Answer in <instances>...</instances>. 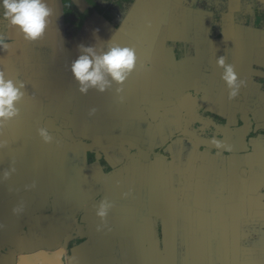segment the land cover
I'll return each instance as SVG.
<instances>
[{
    "label": "crops",
    "instance_id": "1",
    "mask_svg": "<svg viewBox=\"0 0 264 264\" xmlns=\"http://www.w3.org/2000/svg\"><path fill=\"white\" fill-rule=\"evenodd\" d=\"M211 1L135 0L119 25L91 26L81 43L136 53L107 98L72 76L79 50L64 41L61 0H47L45 34L55 59L69 54L40 79L45 101L28 98L24 35L0 20L4 67L21 61L4 73L25 84L19 114L0 126V264H264V0ZM220 56L245 82L231 99ZM126 140L158 157L127 159Z\"/></svg>",
    "mask_w": 264,
    "mask_h": 264
},
{
    "label": "clouds",
    "instance_id": "2",
    "mask_svg": "<svg viewBox=\"0 0 264 264\" xmlns=\"http://www.w3.org/2000/svg\"><path fill=\"white\" fill-rule=\"evenodd\" d=\"M0 10L3 19L16 27L29 41H36L43 36L52 14L47 0H0ZM0 47H10L2 35ZM78 50L79 54L71 61L70 71L82 93H87L92 88L103 92L113 83L122 84L135 67V49L127 46L109 43L98 49L95 45L81 43ZM217 65L222 68L221 79L229 89V98H234L245 82L238 79L234 66L225 63L223 56L218 57ZM24 89L23 81L13 80L0 71V126L19 114L17 105L25 95ZM120 91L118 88L117 92ZM38 133L45 142L52 140L47 128H39ZM214 143L219 146V142ZM7 175L9 173L5 172V176ZM110 207L108 201H101L97 215L104 218Z\"/></svg>",
    "mask_w": 264,
    "mask_h": 264
},
{
    "label": "rangeland",
    "instance_id": "3",
    "mask_svg": "<svg viewBox=\"0 0 264 264\" xmlns=\"http://www.w3.org/2000/svg\"><path fill=\"white\" fill-rule=\"evenodd\" d=\"M93 1L95 3L93 4V6L88 5V8L83 12V16H79L76 13L73 14L74 22L75 23L81 22L80 23L81 24L80 30H77L80 28L79 26H77V27H75L74 25L71 26V27H73L72 30L75 33L74 34V40H76L78 37L82 36L81 41H83V39H85L87 34L90 35L92 33L89 30L90 27L92 26L94 28L95 23H97V21L100 18L104 19L107 22L112 21L113 24L115 21H120L121 19L124 20L125 17L127 16L128 12H129V10L131 9V6H132L131 5L130 9H128L127 6L129 4V0H93ZM61 2H62V0H61ZM134 2H135V0H132V3H134ZM182 3L185 5L190 4L191 6L192 5L194 6V4L191 2V0H183ZM121 7H124V8L121 9ZM0 12H2V10H0ZM147 17L148 16L146 15V18ZM0 20L2 22L3 21L6 22V20L3 19L2 14H0ZM133 20L136 23L140 22L141 25H143L144 23H146V24L148 23L147 19L146 20L145 19H139L138 15L135 18H133ZM0 35H2L5 38L6 42L9 41L7 38L8 32L7 33L4 32L3 29H1V28H0ZM65 37L68 38L67 35ZM49 39H51L50 34L44 33L43 36L36 41H29L27 39H24V41H23L24 42L23 53H25V60L28 61V63L25 65H27V67L29 66L28 70L31 69L32 73L34 74V75H32V73H29L30 75H29V80L27 82V86H28V89L30 91H29L28 98L30 97V100H35V102L42 101V100L45 101V99H46V94L44 92V88H43V91H40V89H39L40 85L39 84H40V79L45 78L46 76H48L47 74L49 72L54 71V70H52L53 69L52 68V62L62 63L63 60L67 58V54H69V53H66L65 56L55 59L54 56L52 55L53 51H52L51 45L46 44L47 40H49ZM75 42H76L75 48H76V50H78V45H80L81 42H78V41H75ZM10 50H9V48L3 49L2 47H0V52H2V53H0V60H1L0 61V71L5 72V67L10 66V65H6L4 67V63L10 62L9 55H8V51H10ZM16 65L21 66V61L19 60L17 62L12 63L10 68L15 67ZM10 78L13 79V77H10ZM14 80H18V78H15ZM186 93L191 94V95L196 94V92H194L192 89H191V91H187ZM177 95L178 96L175 98V100L173 99L174 100L173 103H176V99H178V98L182 99L183 98V95H181V94L180 95L177 94ZM191 95H189V96H191ZM198 96H200V94ZM114 99H115V97H114ZM184 101H191V100L187 99ZM197 103L202 104L200 111H201V113H203V115L205 117H207L208 112L206 111L207 110L206 97H202L201 99L197 100ZM32 108L35 111L39 110V108H37L34 103H32ZM158 114H159V112L150 115L151 119L152 118L156 119L157 118L156 116ZM65 129L66 128H63V126L60 128V132H59L60 133V140H59L60 146L64 145L63 142L66 141V139H67L66 137H63V134H65ZM146 140H147V138L145 137L144 141L147 143L148 141H146ZM147 146L148 145H145V143L143 141H139L137 144V142H132L130 140H128V141L126 140V141H124L121 149H123V152L127 156V159H131L133 157H136V155H137L138 159H142V158L148 159L149 157L150 158L158 157V155L151 154L147 151L145 153H143L142 150L146 149Z\"/></svg>",
    "mask_w": 264,
    "mask_h": 264
},
{
    "label": "trees",
    "instance_id": "4",
    "mask_svg": "<svg viewBox=\"0 0 264 264\" xmlns=\"http://www.w3.org/2000/svg\"><path fill=\"white\" fill-rule=\"evenodd\" d=\"M85 1L87 2L88 5H91V6H93V4L95 3L93 0H85ZM131 5H132V0H129V4L127 6L128 9H130V6ZM62 8H63V23H64V26H65V30L68 31L69 28L72 29L71 26H73V25L75 27H77V26L80 27V25H81L80 23L81 22L75 23L74 20H73V14L76 13L79 16H83V12H80V10L77 9V7L74 5V3L72 2V0H62ZM123 8L124 7H121V9H123ZM121 20L120 21H115L114 24H113L112 21H109V20L108 21H109V23H111L112 25L115 26V25H118L121 22ZM80 29H81V27L79 29H77V30H80ZM89 30L92 32L93 31L92 27H90ZM74 34L75 33L72 31L71 34H68V38L66 37V40H67L66 43H68V42L70 43L71 42V47H73L74 44L76 43V42L73 41L74 40ZM81 39H82V36L78 37L76 40L78 42H81ZM46 44H49L50 45V39L47 40V43ZM113 85H114V83L112 84V86L110 88L107 89L108 91L105 90V91L101 92V91H97L95 88H93V89H89L88 90V93H90V92H94L95 93V91H96V93H99V95H101L100 97L107 98L108 95H113ZM96 93H95V95L97 96Z\"/></svg>",
    "mask_w": 264,
    "mask_h": 264
},
{
    "label": "flooded vegetation",
    "instance_id": "5",
    "mask_svg": "<svg viewBox=\"0 0 264 264\" xmlns=\"http://www.w3.org/2000/svg\"><path fill=\"white\" fill-rule=\"evenodd\" d=\"M81 1H83L84 3H85V7L83 8V9H80L76 4H75V2L72 0V2L74 3V5L77 7V9H79L80 10V12H84L87 8H88V4H87V2L85 1V0H81ZM193 4H194V6L193 7H200V8H203V9H206V10H209V9H211V8H213V9H215V8H217V6H215V4L211 1V0H192L191 1ZM219 8V7H218ZM119 10V9H118ZM215 15V14H214ZM217 17H219V16H217ZM216 21H217V19H216ZM215 21V22H216ZM214 22V23H215ZM72 29H73V27H72ZM71 28H69V30L68 31H66L65 30V26H63V37H64V41H67L66 40V37H65V35H67L68 36V34H71L72 33V30ZM213 31L214 32H216V30L213 28ZM50 41H51V39H50ZM50 45H51V43H50ZM52 48V47H51ZM52 51H53V48H52ZM192 53H193V50H192ZM52 54H54V52L52 53ZM262 64H263V61H260ZM148 79V78H147ZM255 80H257V81H260L261 83H262V88L264 89V79L262 78V80H259L258 78L257 79H255ZM264 91V90H263ZM209 116H211L212 117V119H214V120H217V118H219L217 115H215V114H209ZM108 169H109V167H108Z\"/></svg>",
    "mask_w": 264,
    "mask_h": 264
},
{
    "label": "snow or ice",
    "instance_id": "6",
    "mask_svg": "<svg viewBox=\"0 0 264 264\" xmlns=\"http://www.w3.org/2000/svg\"><path fill=\"white\" fill-rule=\"evenodd\" d=\"M139 59V57L137 56V60Z\"/></svg>",
    "mask_w": 264,
    "mask_h": 264
}]
</instances>
